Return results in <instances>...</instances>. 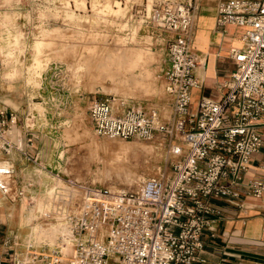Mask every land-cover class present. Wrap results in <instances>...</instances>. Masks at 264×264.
<instances>
[{
  "label": "built area",
  "instance_id": "obj_1",
  "mask_svg": "<svg viewBox=\"0 0 264 264\" xmlns=\"http://www.w3.org/2000/svg\"><path fill=\"white\" fill-rule=\"evenodd\" d=\"M195 1L156 0L146 11L169 33L167 64L159 72L171 100L167 121L155 107L118 110L109 94L88 106L96 136L154 140L164 134L159 143L168 164L133 189L83 188L75 207L68 205L74 199L68 185H61L55 197L64 206L55 215L66 232L53 245L30 241L7 261L1 243L9 241L0 236V264H194L203 261L202 232L215 234V200L239 204L242 192L262 195L264 175L246 172L255 159L264 168V157H257L264 148V0L218 2L216 24L241 26L242 42L229 49L234 69L222 82L226 90L219 98L201 96L190 109L191 90L200 85L192 45ZM17 121L0 98L4 152L14 147L10 134Z\"/></svg>",
  "mask_w": 264,
  "mask_h": 264
},
{
  "label": "rangeland",
  "instance_id": "obj_2",
  "mask_svg": "<svg viewBox=\"0 0 264 264\" xmlns=\"http://www.w3.org/2000/svg\"><path fill=\"white\" fill-rule=\"evenodd\" d=\"M155 2L0 0V98L18 116L10 138L15 127L36 128L35 115L42 138L52 137L63 158L52 172L35 166L36 187L24 185L23 197L0 194L3 211L12 213L9 223H0L11 237L9 251H23L30 241L57 242L46 239L55 232L51 226H62L55 215L64 206L55 197L61 185H68L74 198L68 205L75 207L83 188L133 189L168 164L158 138L96 136L88 113L94 97L109 94L118 110L156 106L168 117L159 72L167 64L169 33L146 17ZM9 152L0 148L1 155ZM7 166L0 162V174L8 173L0 181L14 188ZM121 167L128 179L117 180Z\"/></svg>",
  "mask_w": 264,
  "mask_h": 264
},
{
  "label": "crops",
  "instance_id": "obj_3",
  "mask_svg": "<svg viewBox=\"0 0 264 264\" xmlns=\"http://www.w3.org/2000/svg\"><path fill=\"white\" fill-rule=\"evenodd\" d=\"M219 1L196 0L192 45L199 54V64L195 73L200 80V85L191 90L190 109L195 108L201 96L219 98L226 90L222 82L229 78L234 69V61L229 55V49L231 46L241 45L242 42L241 26L235 24L218 26L216 24ZM168 100L170 104L168 117L162 114L159 107L152 106L159 110L164 121L169 119L171 113L169 96ZM34 121L36 124L34 129L25 128L24 125H21L22 128L15 127L16 135L12 140L14 147L7 155L0 154V162L7 163L8 166L5 169L12 170L15 181L14 188L9 182L0 181V194L11 199L9 192H14V198H21L26 195L23 190L24 185L31 184L36 187V180L32 179L33 174H36L35 166L52 172L63 160L57 148L53 147L52 137L46 135V138H42V133L37 127L38 118L35 115ZM162 137H165L164 134L157 133L155 139L158 138L160 141ZM263 152L264 148L257 154L259 159L264 157ZM5 174L8 173L0 174V178ZM263 175L264 168L260 166L258 160H253L246 176ZM20 190L22 193L18 194ZM28 190L30 191V188L25 191L28 192ZM215 203L218 208L214 214L216 217L215 234L211 235L206 230L202 232L203 247L200 255L203 261L194 264H264V192L259 197L245 195L242 192L239 204L220 199L215 200ZM1 206L0 202V223H9L12 213L5 214ZM20 209L21 206L18 207L20 212L18 214L21 215ZM17 220L19 221L20 218L18 217ZM0 236L1 240L11 239L7 233L3 235L1 229ZM1 247L3 260L7 261L11 251L3 242Z\"/></svg>",
  "mask_w": 264,
  "mask_h": 264
},
{
  "label": "bare ground",
  "instance_id": "obj_4",
  "mask_svg": "<svg viewBox=\"0 0 264 264\" xmlns=\"http://www.w3.org/2000/svg\"><path fill=\"white\" fill-rule=\"evenodd\" d=\"M125 168L124 167H121V168H119V169H116L115 171H116V177H117V180H125V177H127V175L129 174L128 172H127V169H125L126 170V172H125V170H124ZM112 172V171H111ZM110 172V173H111ZM128 173V174H127ZM110 175V174H109ZM126 175V176H125ZM111 176H112V174H111ZM129 178H130V176H129ZM127 179H128V177H127ZM51 228H54L55 229V232L53 233V234H51V236L50 237H48V239H46V240H52V241H54L55 239V237L56 238H58L59 237V235L60 234H63V233H65L66 232V230H65V228L63 227V226H57V225H53V226H51ZM47 242V241H46ZM57 242H58V240H57ZM56 242V243H57ZM48 244H50V245H53V244H55V243H52V242H47ZM69 244V243H68ZM67 244V246L66 247H68L69 245Z\"/></svg>",
  "mask_w": 264,
  "mask_h": 264
},
{
  "label": "water",
  "instance_id": "obj_5",
  "mask_svg": "<svg viewBox=\"0 0 264 264\" xmlns=\"http://www.w3.org/2000/svg\"><path fill=\"white\" fill-rule=\"evenodd\" d=\"M3 169H5V168H3Z\"/></svg>",
  "mask_w": 264,
  "mask_h": 264
}]
</instances>
